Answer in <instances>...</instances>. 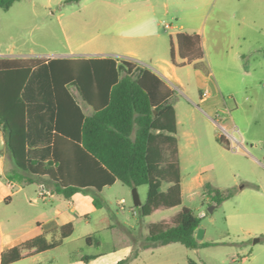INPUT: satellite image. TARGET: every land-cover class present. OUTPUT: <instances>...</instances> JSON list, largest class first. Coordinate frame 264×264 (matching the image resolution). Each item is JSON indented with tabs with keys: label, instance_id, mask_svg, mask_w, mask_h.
<instances>
[{
	"label": "rangeland",
	"instance_id": "374dc122",
	"mask_svg": "<svg viewBox=\"0 0 264 264\" xmlns=\"http://www.w3.org/2000/svg\"><path fill=\"white\" fill-rule=\"evenodd\" d=\"M156 4L159 14L154 18L131 11L144 6L143 0L69 4L64 0H20L9 10L0 8V50L24 45L34 46L40 53L47 52L42 46L64 50L69 39L82 45L131 47L159 36L170 47L171 29L166 24L176 23L179 16L198 15L205 62L218 86L220 104L229 113L222 116V109L206 110L198 101L200 82L194 68H181L179 76L185 87L176 89L175 101L185 148L183 205L143 216L135 206L133 188L122 182L102 193L82 194L76 209L89 212L93 219L108 214L114 227L96 230L85 219L80 220L72 239L52 253L59 255V264L65 262L64 254L78 253L121 260L133 249L130 232L141 236L147 223L172 219L186 206L201 217L202 242L215 244L201 248L169 244L147 252L138 264H189L190 259L201 264H264V0H159ZM138 23L143 26L139 28ZM169 82L174 84L175 79ZM186 129L194 131L196 140L184 134ZM219 134L230 146L220 141ZM197 175L217 189L233 191V196L217 204L205 183L201 180L199 186L194 180ZM46 186L41 184V195L48 192ZM28 189L33 198L35 186ZM148 190L147 184L138 188L143 204ZM95 198L101 207L94 208ZM18 199L14 203L17 209ZM256 238L262 240L255 243Z\"/></svg>",
	"mask_w": 264,
	"mask_h": 264
},
{
	"label": "trees",
	"instance_id": "16d2710c",
	"mask_svg": "<svg viewBox=\"0 0 264 264\" xmlns=\"http://www.w3.org/2000/svg\"><path fill=\"white\" fill-rule=\"evenodd\" d=\"M20 0H0L9 10ZM82 0H64L77 3ZM177 50L171 42V59L176 65L193 64L210 73L205 62L201 34L180 32ZM177 55L183 60L177 62ZM77 86L94 108L85 116L70 94L67 84ZM175 91L149 69L130 61L113 58H0V123L14 165L27 174H8L11 182L33 183L31 175L48 176L59 194L71 198L87 188L102 191L120 180L125 185L149 186L146 203L138 207L143 216L183 205L182 171L179 157ZM220 141L230 146L225 136ZM217 204L233 196L205 183ZM94 204L101 207L95 198ZM97 229L111 228L108 216ZM201 217L184 206L169 221L149 225L143 248L181 243L188 248L208 247L197 231ZM58 238L45 234L31 238L2 253L1 263L11 264L24 257V251H46L60 246L74 232L67 223L55 230ZM132 254L116 264H129ZM189 264H199L190 259Z\"/></svg>",
	"mask_w": 264,
	"mask_h": 264
},
{
	"label": "crops",
	"instance_id": "0c3cea01",
	"mask_svg": "<svg viewBox=\"0 0 264 264\" xmlns=\"http://www.w3.org/2000/svg\"><path fill=\"white\" fill-rule=\"evenodd\" d=\"M143 1L145 3L144 6L131 8V11L136 12L139 17L149 15L150 17L154 18L156 14H159V10L156 4V2L159 0ZM164 5L166 7V14H169V3L167 2ZM199 22L200 17L198 15H189L187 17H176V23H167L166 28L171 29L170 43L172 41L176 42V35L180 32L201 34ZM137 26H139L140 28L143 26V24L140 25L138 23ZM150 36H152V34ZM158 38L159 36H155V38H153L148 43H138L136 45H132L131 47H120L115 45V47H111L110 45L99 43H95L92 45H82L76 44L74 43V41L69 39V44L64 50H52L50 48H45V46H42L47 51L45 53L37 52L34 46L27 48L24 45H12L5 51L0 50V58L44 57L78 59L109 57L115 59L117 63H121L122 61H130L134 63L137 68L151 70L152 72L160 76L163 80H165L167 84H169L175 91L173 104L177 112V137L179 143V157L182 171V161L185 148L181 142V119L179 116L175 97L176 89H183L185 87V83L179 76V70L181 68H194L196 77L200 82L198 101L199 103H202L204 105V108L206 110L216 111L222 109V116H226L229 113L220 104V92L216 82L213 79L212 72L205 75L203 71L196 69L193 64L176 65L171 59V45L170 47L169 45L166 46L164 41ZM175 48L177 50L176 44ZM182 61L183 60L179 57V55H177V62L181 63ZM172 78L175 79L174 84L169 82ZM67 88L70 94L81 107L85 116L89 117L94 115L95 108L84 99L77 86L73 83H68ZM204 90H207L209 92V95L205 98H202L201 93ZM186 116L187 110L185 109L183 110V118ZM184 134L187 137H191L192 139L196 140L194 131L186 129ZM218 136H220V134ZM16 170L20 173L27 174L25 171L18 169L14 165L7 146L4 126L0 123V264H2L1 256L3 252L31 238H34L41 234H45L46 238L51 241L53 238H58V233L55 232L56 229L67 223H72L74 225L73 234L68 238H65L63 243L57 248L64 247L74 236L76 225L80 220L85 219L88 224H91V226H93L97 230V223H99L103 217L108 216V214H101L98 218L93 219L92 216H90L89 212H81L80 210L76 209V205L79 200L78 198L83 196L82 194L86 195L87 193H93V190H97L96 188H87L83 191L75 193L71 198H67L63 194H59L57 192L55 183L48 176L31 175V177L35 180L33 183L26 182L25 180L21 182H11L7 176L9 173H12ZM194 180L198 182L199 186L202 185V182H206L205 179L200 175H197ZM43 182L45 183V186L47 185L49 188L46 186L48 192L45 191L41 195L40 188ZM118 182L121 181L117 180L113 185L104 187L100 192L102 193L106 188L115 186ZM31 186H35V196L33 198L29 195L30 191L28 189ZM182 188L184 194L183 176ZM17 197L19 198L18 209L17 205L16 207H14V203L16 202ZM35 201L38 203L35 204ZM121 201H123L124 204L126 203L125 198H122ZM10 207L13 209L10 210ZM94 208H97V206L94 205ZM121 208L124 210L126 207L121 206ZM31 211L32 214L30 213ZM201 215H204V213H202ZM170 219L171 218L162 221H169ZM151 223L154 222L147 223L148 226L145 227V230H143L144 232H141V236L135 235L130 232L132 237L131 245L133 247L130 254H132L136 248H139V254L129 264H138V260L142 258L144 254H147V252H153L155 249L163 247L160 246L157 248H143V244L146 243V239L149 235V225ZM139 224L141 227H143L144 223L138 221L137 225L139 226ZM113 227L114 225L112 224L111 228L106 229H112ZM261 240L262 239H260V241ZM88 241L91 242L89 238ZM199 241L202 242L203 240ZM57 248L46 251H37L36 248L27 249L24 251V257L21 260H18L11 264H59V255L52 253L53 250ZM100 256H102V254H64L63 260L65 262L62 264H116L118 261H120V258H108Z\"/></svg>",
	"mask_w": 264,
	"mask_h": 264
},
{
	"label": "water",
	"instance_id": "95a60500",
	"mask_svg": "<svg viewBox=\"0 0 264 264\" xmlns=\"http://www.w3.org/2000/svg\"><path fill=\"white\" fill-rule=\"evenodd\" d=\"M133 197H134V203L135 206L140 207L142 206V201L139 195L138 187H133ZM214 207H211V210H213ZM204 229L200 227L197 231L196 237L198 240H202L204 238ZM260 238L255 239V243L259 242Z\"/></svg>",
	"mask_w": 264,
	"mask_h": 264
},
{
	"label": "built area",
	"instance_id": "2783aa9c",
	"mask_svg": "<svg viewBox=\"0 0 264 264\" xmlns=\"http://www.w3.org/2000/svg\"><path fill=\"white\" fill-rule=\"evenodd\" d=\"M209 95V92L207 91V90H204L203 92H202V98H205V97H207ZM236 260L237 259H234V261L236 262ZM235 264H237V263H235Z\"/></svg>",
	"mask_w": 264,
	"mask_h": 264
}]
</instances>
